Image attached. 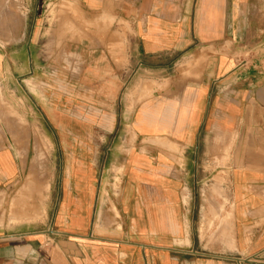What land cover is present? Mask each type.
I'll list each match as a JSON object with an SVG mask.
<instances>
[{
	"label": "crops",
	"instance_id": "obj_1",
	"mask_svg": "<svg viewBox=\"0 0 264 264\" xmlns=\"http://www.w3.org/2000/svg\"><path fill=\"white\" fill-rule=\"evenodd\" d=\"M61 1L0 0V264H264V0H72L133 28H86L67 69ZM15 98L64 150L43 223L14 212Z\"/></svg>",
	"mask_w": 264,
	"mask_h": 264
},
{
	"label": "rangeland",
	"instance_id": "obj_2",
	"mask_svg": "<svg viewBox=\"0 0 264 264\" xmlns=\"http://www.w3.org/2000/svg\"><path fill=\"white\" fill-rule=\"evenodd\" d=\"M105 16V17H104ZM40 20L44 27L47 28V36L51 40H56L58 56L61 58V67L67 69L68 52L70 42H81L87 40L86 28H105L111 30L115 28V32L111 34L118 37L116 28H133L129 22L117 16L102 15L90 16L81 8L79 2L72 0H63L54 4H49L41 9ZM92 34V33H91ZM99 35H107V33H99ZM31 85V82H29ZM32 86V85H31ZM0 99L3 100L0 90ZM47 99V98H46ZM36 102V98H30L29 109L32 110L31 104ZM12 114L21 125L25 126L29 131L30 144L25 148L26 153L30 152L29 158V174L25 175L22 180L15 184L16 189L21 185L31 183L34 188L26 192L24 200L19 204H14L15 216L21 217L24 213L29 214L31 223H43L48 218V204L50 201L51 187L57 181L56 172H61L60 181L64 179L63 174L66 168V162L61 165V171H56L54 161L52 160L55 152H63L54 145L52 135L53 129L49 126L46 119L45 128L37 127V116L31 112L29 119L26 118L25 101L15 98L14 104L7 103ZM95 107V106H91ZM20 111L22 113L18 114ZM41 121V120H40ZM130 133V131H129ZM20 188L19 192L21 191ZM16 195V192L14 196ZM18 195H20L18 193ZM16 200V199H15ZM14 200V201H15Z\"/></svg>",
	"mask_w": 264,
	"mask_h": 264
},
{
	"label": "bare ground",
	"instance_id": "obj_3",
	"mask_svg": "<svg viewBox=\"0 0 264 264\" xmlns=\"http://www.w3.org/2000/svg\"><path fill=\"white\" fill-rule=\"evenodd\" d=\"M138 90L140 91V89H138ZM32 188H34V187L32 186L31 183L26 184L24 187H22L21 191L19 192L20 195H18L19 200H18L17 204H19L21 201L24 200L26 192H29V190H31Z\"/></svg>",
	"mask_w": 264,
	"mask_h": 264
}]
</instances>
